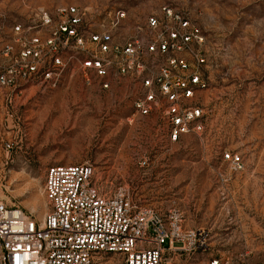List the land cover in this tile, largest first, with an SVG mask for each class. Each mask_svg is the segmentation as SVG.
Segmentation results:
<instances>
[{
  "label": "rangeland",
  "instance_id": "obj_1",
  "mask_svg": "<svg viewBox=\"0 0 264 264\" xmlns=\"http://www.w3.org/2000/svg\"><path fill=\"white\" fill-rule=\"evenodd\" d=\"M60 6L96 18L123 10L130 30L144 31L146 19L166 6L195 22L206 38L207 88L194 101L203 127L172 143L158 123L128 121L124 88L113 84L104 92L77 76L53 90L30 87L7 109L0 96V202L41 221L50 211L46 169L90 165L103 191L125 186L136 204L161 215L178 211L185 228L208 230L207 251L167 252L161 264L262 260L264 0H0V26ZM225 153L240 158L238 172L221 161ZM96 264L124 263L100 255Z\"/></svg>",
  "mask_w": 264,
  "mask_h": 264
},
{
  "label": "built area",
  "instance_id": "obj_2",
  "mask_svg": "<svg viewBox=\"0 0 264 264\" xmlns=\"http://www.w3.org/2000/svg\"><path fill=\"white\" fill-rule=\"evenodd\" d=\"M90 15L60 6L52 12L35 8L26 22H2L4 107L30 87L53 90L77 76L104 92L113 84L124 88L128 121L158 123L172 143L198 135L203 113L194 101L207 88L202 29L167 6L146 19L144 31L130 30L123 10ZM4 149L11 150V143ZM221 161L232 173L241 169L237 155L225 153ZM43 192L50 211L41 221L0 202V264H96L100 255L118 256L124 264H161L167 252L208 250V230L185 228L178 211L161 215L136 204L125 186L103 191L90 165L49 167ZM208 264H264V258H210Z\"/></svg>",
  "mask_w": 264,
  "mask_h": 264
}]
</instances>
